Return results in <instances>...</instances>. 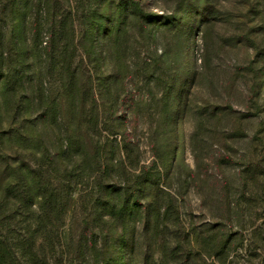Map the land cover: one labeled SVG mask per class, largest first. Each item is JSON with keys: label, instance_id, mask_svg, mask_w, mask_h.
Listing matches in <instances>:
<instances>
[{"label": "rangeland", "instance_id": "374dc122", "mask_svg": "<svg viewBox=\"0 0 264 264\" xmlns=\"http://www.w3.org/2000/svg\"><path fill=\"white\" fill-rule=\"evenodd\" d=\"M139 1L170 19L139 30L129 18L117 57L99 40L90 52L105 59L93 62L84 50L86 15L99 19L109 3L117 10L126 0H0V190L20 166L46 165V146L54 155L65 136L87 127L101 146L117 139L116 167L95 182L84 156L75 202L39 236L48 264L74 263L71 228L85 194L105 195L104 184L138 189L147 177L151 214L141 196L136 214L118 228L131 241V264H264V0ZM174 36L191 37L189 47ZM186 78L176 136L165 129L168 95ZM76 86L85 104L77 117ZM92 88L104 101L113 94V114L125 107L132 149H117L121 136H110L103 121L91 128ZM63 165L51 168L54 179ZM22 219L10 234L25 231ZM93 239L96 250L78 264H101L104 238Z\"/></svg>", "mask_w": 264, "mask_h": 264}, {"label": "trees", "instance_id": "16d2710c", "mask_svg": "<svg viewBox=\"0 0 264 264\" xmlns=\"http://www.w3.org/2000/svg\"><path fill=\"white\" fill-rule=\"evenodd\" d=\"M108 8L107 16L102 15L99 19L95 17L92 19V14H87L85 17L86 28H83L82 36L84 37L83 40L87 38V45H85L84 50L93 62L105 59L104 56H100L97 60L90 52V50L95 49L99 40L109 41V56L114 55L117 57L119 48H122V36L128 32L127 21H129V18L134 19L138 29L140 27L141 30L154 24V18L161 17L160 20L162 18L170 19L168 14L159 15L155 12L146 11L139 0H126L124 4L117 7V10L116 7H113V4L109 3ZM197 14L189 17L186 31L191 30L196 24ZM173 40L182 48H187L191 42V37L180 38L174 36ZM227 44L232 46L231 40H227ZM72 77H74L73 74ZM174 78L176 77H171L170 82L172 84ZM71 81L72 79L69 77V82ZM186 81L187 78L181 81L177 86L178 88L171 90L170 95H168L172 101L169 105L166 119L167 128L165 129L172 135L177 134V118L181 112L185 93L182 88L186 85ZM102 84H104V80ZM73 88L72 94H74L76 104L72 112L77 117L81 114L85 104L83 100H80L79 87ZM66 91L71 93L70 84L67 86ZM106 96H108V100L104 101L101 95L96 94L94 88H92L93 102L88 123L91 128L96 129L99 123L103 121L107 124L110 136H121L119 145H116L117 149H121V151L122 149H132L131 137L124 125L127 119L126 109L124 107L123 115L113 114L112 103L110 102H113L114 96L112 93H107ZM78 120L80 121V119ZM78 120L76 121V118H74L72 121V125L75 124V130H77L76 126L78 127L76 123ZM116 140L107 141L104 146H101L98 141L91 138L86 127L81 135L72 133L65 136L54 155L50 153L46 146L42 153L44 158L48 160L46 165L28 163L18 168L15 176L13 175L12 179H8L3 189L0 190V224L3 223L0 225V264H48L46 246L39 241V236H43L46 231L49 232L52 228L51 222L63 219L65 212L70 208L69 203L71 200L75 202V199H72L73 195L71 196V189L73 190L81 180L79 179L78 170L86 162L85 155L90 159L92 173L95 174V182H101L104 173L116 167L113 161V143ZM106 147H109V149ZM57 161L61 164L64 163L63 175L58 179H54L49 172H52L51 168L56 166ZM120 165H123V162L122 164L120 162ZM140 177L138 176L137 179H140ZM148 179H152V177H147L144 185L140 184L138 189L132 190L129 186L125 187L118 183L104 184L103 188L106 192L103 196L97 195L87 199L85 192L82 193L85 194L86 205L82 209L77 223L71 228V236L75 240L73 264H78L80 258H84L87 252L96 250L97 241L95 243L93 238L96 237L97 233L104 238L99 246L101 249V264L132 263L130 258L132 257L131 241L127 239L126 232H118V228L119 223L124 224L128 218L136 214L137 205L142 204L141 196H144L143 199L147 202L146 212L150 213L152 209L150 207L152 206L148 199V193L152 190V185ZM28 215H31L32 221L24 220ZM20 217L23 218V222L27 223L24 228L25 231L19 232L18 235L10 234L12 227L19 226ZM89 237L91 242H89Z\"/></svg>", "mask_w": 264, "mask_h": 264}]
</instances>
